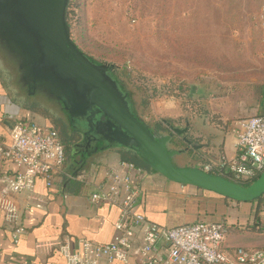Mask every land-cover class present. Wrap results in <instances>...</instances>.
<instances>
[{
    "label": "rangeland",
    "instance_id": "rangeland-1",
    "mask_svg": "<svg viewBox=\"0 0 264 264\" xmlns=\"http://www.w3.org/2000/svg\"><path fill=\"white\" fill-rule=\"evenodd\" d=\"M67 25L87 57L113 66L156 135L167 120L183 127L185 113L220 125L254 116L264 88V0H71ZM16 64L0 52V81L21 106ZM32 111L41 122L54 117ZM63 131L65 141L78 137Z\"/></svg>",
    "mask_w": 264,
    "mask_h": 264
},
{
    "label": "crops",
    "instance_id": "crops-1",
    "mask_svg": "<svg viewBox=\"0 0 264 264\" xmlns=\"http://www.w3.org/2000/svg\"><path fill=\"white\" fill-rule=\"evenodd\" d=\"M196 92L200 94L201 89ZM32 112L31 108L12 102L0 81V139L3 144L9 142L7 121L31 120L40 126L48 125L47 120L38 121ZM252 115H264V89L257 97ZM170 122L167 120L163 125L166 133L170 132L166 126ZM184 122L185 125L178 129L186 131L174 134L167 145L180 150L172 158L176 166L200 168L208 164L217 168L223 159L236 155L233 132L236 122L210 124L203 115L192 117L188 113H185ZM123 149H97L84 159L74 157L72 149L60 172L53 176L50 187L37 178L31 194L13 195L25 232L14 243L12 229L0 211V264H65L64 257L53 244L65 240L73 253L79 249V240L109 242L118 208L102 202L93 203L90 195L109 169L116 168L120 162H128L120 157ZM2 171L11 172L13 167L5 163ZM140 185L143 194L137 211L146 220L164 227L198 221L222 222L226 226L224 251L233 253L238 247L264 250V210L257 212L252 201L235 202L192 186L176 184L150 169L143 170ZM38 200L40 208L35 207Z\"/></svg>",
    "mask_w": 264,
    "mask_h": 264
},
{
    "label": "built area",
    "instance_id": "built-area-1",
    "mask_svg": "<svg viewBox=\"0 0 264 264\" xmlns=\"http://www.w3.org/2000/svg\"><path fill=\"white\" fill-rule=\"evenodd\" d=\"M233 132L236 155L223 159L217 168L206 164L199 169L236 183L255 179L264 170V115L236 121ZM8 139L6 145L0 139V211L17 243L25 230L12 196L31 194L37 178L50 187L64 164L65 154L57 132L31 120H14ZM5 163L13 171H2ZM142 175L143 170L131 162H120L105 173L90 201L118 208L112 239L107 243L79 240V249L73 253L65 240L53 244L65 264H264L262 249L238 247L233 253L224 251L226 226L222 222L164 227L146 220L137 211L143 194ZM35 207H41L39 200Z\"/></svg>",
    "mask_w": 264,
    "mask_h": 264
},
{
    "label": "water",
    "instance_id": "water-1",
    "mask_svg": "<svg viewBox=\"0 0 264 264\" xmlns=\"http://www.w3.org/2000/svg\"><path fill=\"white\" fill-rule=\"evenodd\" d=\"M68 1L0 0V47L16 61L25 82L57 98L70 117L83 124L84 139L93 136L95 143L101 141L95 151L127 149L166 180L231 201L264 196V170L243 186L199 168L176 166L172 158L180 150L167 145L186 129L170 127V132L156 135L135 117L113 77V66L91 61L71 40L65 18ZM7 122L9 131L12 123Z\"/></svg>",
    "mask_w": 264,
    "mask_h": 264
},
{
    "label": "flooded vegetation",
    "instance_id": "flooded-vegetation-1",
    "mask_svg": "<svg viewBox=\"0 0 264 264\" xmlns=\"http://www.w3.org/2000/svg\"><path fill=\"white\" fill-rule=\"evenodd\" d=\"M2 52L5 51L2 49ZM8 58H10V60L12 59L16 63L12 57L9 56ZM17 69L20 74L19 80L22 86V92L24 93L21 106L32 108V110L34 109L35 111H38V108H42L45 111H51L54 114V117L46 116V120L54 125L61 141H65L61 133L62 129L64 130L63 132L67 137H71L72 133H75L78 136L77 139L71 142V144L68 146L81 155L83 159L84 157L86 158V156H90V154H92L96 148L101 146V141H97L95 143L93 136H89V138L84 139L83 134L80 132V130H84L83 124L81 125V123L72 119L68 112L64 109L62 103L57 98L51 96L41 88L31 87L27 82L24 81L22 74L23 72L18 68V65Z\"/></svg>",
    "mask_w": 264,
    "mask_h": 264
},
{
    "label": "trees",
    "instance_id": "trees-1",
    "mask_svg": "<svg viewBox=\"0 0 264 264\" xmlns=\"http://www.w3.org/2000/svg\"><path fill=\"white\" fill-rule=\"evenodd\" d=\"M70 1L71 0H69L68 1V4H67V7H66V12H65V18H66V22H67V24H68V8L70 7ZM0 49H1V47H0ZM89 58V57H88ZM90 59V58H89ZM91 61H92V59H90ZM113 77L117 80V82L119 83V85H120V88L126 93V95H127V97H128V99L130 100V102H131V105H132V107L134 106V104H133V102H132V100H131V97H130V94L128 93V92H126L125 90H124V88L122 87V84H121V82L118 80V78L116 77V76H114V74H113ZM262 89H264V88H262ZM259 93H261V91L259 92ZM148 100H146V101H143V105L145 106V107H147V105H148ZM133 114L135 115V117H137L140 121H142L141 119H140V117L136 114V112L134 111V108H133ZM143 122V121H142ZM167 123H169V122H167ZM146 124V123H145ZM147 125V124H146ZM148 126V125H147ZM149 127V126H148ZM51 128H53V127H51ZM55 128V127H54ZM53 128V129H54ZM149 129H150V131H151V133H153V134H155L154 133V131L149 127ZM55 131H56V128L54 129ZM77 139V137H74V138H71L70 140H73V141H75ZM72 141V142H73ZM62 142V144H63V148H64V154H65V161H66V156H70V153H71V151H72V149H70L71 151H70V153L68 154V149H69V144H71V142H69V141H61ZM74 151V150H73ZM74 153H75V156L74 157H78V156H80L81 157V155H77V152L76 151H74ZM120 157H121V159L122 160H124V161H128V162H131V163H133V164H135L137 167H139V168H141V169H143V170H145V169H147V170H149V168L144 164V163H142L136 156H135V154L133 153V152H131V151H129V150H126V149H123L122 151H120ZM82 158V157H81ZM65 161H64V163H65ZM64 165V164H63ZM256 179V178H255ZM255 179H252V180H247V181H241V182H238L239 184H241V185H243V186H247V185H249L252 181H254ZM251 203H254L255 204V207H256V210H257V212L258 211H262V210H264V196H261V197H259V198H257L256 200H254V201H252ZM264 212V211H263Z\"/></svg>",
    "mask_w": 264,
    "mask_h": 264
}]
</instances>
